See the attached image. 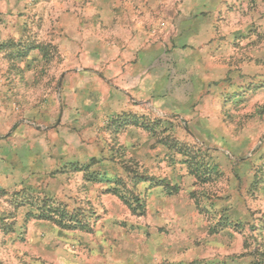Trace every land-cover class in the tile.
Returning a JSON list of instances; mask_svg holds the SVG:
<instances>
[{"label":"rangeland","instance_id":"374dc122","mask_svg":"<svg viewBox=\"0 0 264 264\" xmlns=\"http://www.w3.org/2000/svg\"><path fill=\"white\" fill-rule=\"evenodd\" d=\"M0 264H264V0H0Z\"/></svg>","mask_w":264,"mask_h":264},{"label":"trees","instance_id":"16d2710c","mask_svg":"<svg viewBox=\"0 0 264 264\" xmlns=\"http://www.w3.org/2000/svg\"><path fill=\"white\" fill-rule=\"evenodd\" d=\"M167 192H168V194H172V193H175V192H177V186H167ZM127 199V198H126ZM49 213H52V214H56L54 211H50ZM40 215H42V216H45V214L42 212ZM63 221V219H59L58 220V223H63L62 222ZM69 222H68V224L69 225H74L73 227H75V225H79L80 227H82V224L79 222V221H77V220H73L72 218L70 219V220H68ZM74 221V222H73ZM70 223H74V224H70ZM65 225V224H64ZM67 227H69V226H67Z\"/></svg>","mask_w":264,"mask_h":264},{"label":"crops","instance_id":"0c3cea01","mask_svg":"<svg viewBox=\"0 0 264 264\" xmlns=\"http://www.w3.org/2000/svg\"><path fill=\"white\" fill-rule=\"evenodd\" d=\"M126 51H128V52H132V48H131V46L126 45Z\"/></svg>","mask_w":264,"mask_h":264}]
</instances>
